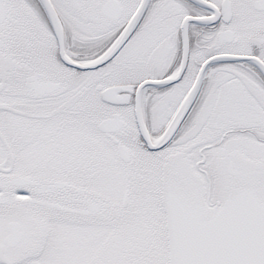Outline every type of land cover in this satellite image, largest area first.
Wrapping results in <instances>:
<instances>
[{
	"label": "snow or ice",
	"instance_id": "obj_1",
	"mask_svg": "<svg viewBox=\"0 0 264 264\" xmlns=\"http://www.w3.org/2000/svg\"><path fill=\"white\" fill-rule=\"evenodd\" d=\"M0 264H264V0H0Z\"/></svg>",
	"mask_w": 264,
	"mask_h": 264
}]
</instances>
